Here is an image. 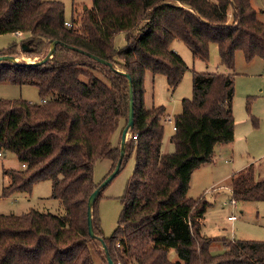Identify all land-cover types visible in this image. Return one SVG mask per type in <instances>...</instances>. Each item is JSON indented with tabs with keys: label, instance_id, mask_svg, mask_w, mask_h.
<instances>
[{
	"label": "trees",
	"instance_id": "16d2710c",
	"mask_svg": "<svg viewBox=\"0 0 264 264\" xmlns=\"http://www.w3.org/2000/svg\"><path fill=\"white\" fill-rule=\"evenodd\" d=\"M66 20L60 0H0V34L27 33L30 54L43 57L55 39L71 46L58 43L41 64L0 62V82L34 85L40 98H0V154L13 152L21 165L5 169L2 195L29 192L49 179L64 210L0 213V264H108L101 242L88 233L87 200L98 185L96 161L110 158L109 174L119 156L112 135L121 134L129 102L119 71L132 79L134 126L124 153L134 152L135 164L111 235H103L95 203L92 211L94 232L114 264H264V240L202 234L209 202L187 195L192 172L212 159L217 144L234 139L236 52L264 60V21L251 0H92L78 26L73 14L70 26ZM118 32L126 40L120 47L113 39ZM174 39L204 61L215 43L219 64L230 72H193L192 95L173 117V150L163 152L165 108L145 106L143 76L149 70L164 75L169 88L178 85L186 63L172 50ZM228 186L236 202L264 200V177L254 162L234 172ZM216 244L221 250L212 251ZM170 248L176 260L168 258Z\"/></svg>",
	"mask_w": 264,
	"mask_h": 264
},
{
	"label": "rangeland",
	"instance_id": "374dc122",
	"mask_svg": "<svg viewBox=\"0 0 264 264\" xmlns=\"http://www.w3.org/2000/svg\"><path fill=\"white\" fill-rule=\"evenodd\" d=\"M60 1L64 3L67 20L70 21L72 14L77 19L76 26L79 25V18L83 10L92 4V0ZM251 5L256 10L257 16L264 21V0H251ZM28 36L27 33L18 32L0 34V54H9L6 48L15 43L11 54L18 61L38 60L41 55H32L22 48V45L29 46ZM113 39L118 47L126 42L123 32L115 34ZM171 48L186 63V69L178 85L174 89L169 88L164 75L152 74L149 70H146L143 76L145 106L163 105L165 108L164 116L169 115L173 119L182 109V100L191 97L194 71L219 73L232 71L235 73L232 109L234 123L237 120V134L230 148L224 150L223 158L227 160H222L219 163V169H217L219 175H224V178L214 187L210 186L206 190L191 184L192 187H189L187 193L188 196L194 198L204 196L209 202L207 212L201 220L200 232L217 238L236 237L264 240V200L237 201L236 204H233L231 203L232 193L228 186L231 174L246 166L250 161H254L257 176L259 178L264 177V60L260 57L246 60L243 53L237 51L234 68L229 71L219 64L218 48L215 43L209 45L207 61L194 57L189 47L182 40L174 39L171 42ZM60 57L69 58L70 55L60 53ZM248 97L251 98V102L247 110L246 100ZM0 98H23L32 102L40 101L36 86L31 84L17 85L10 82H0ZM164 116L161 120L165 118ZM251 116L257 119V125L253 124ZM163 132L162 151L171 152L173 144L169 137L173 133L172 121L164 122ZM130 133L132 134L129 131L127 135V143L131 138ZM112 142L118 143L119 148V129L112 135ZM134 164V152L126 153L121 169L102 188L95 202L100 228L105 236L111 235L116 227L122 208L120 199L125 191L126 183L132 175ZM20 167V162L13 152L7 151L0 155V213L20 214L29 209L62 213L64 210L60 201L51 196V181L49 179L33 183L29 192L14 191L2 195L3 186L9 183L5 169ZM111 167L112 160L110 158L97 160L93 167L94 182L100 184ZM230 214L237 215V218L229 220L227 216ZM212 247L217 251L221 250H218L221 247L217 244ZM167 255L170 260L178 258L174 248H170Z\"/></svg>",
	"mask_w": 264,
	"mask_h": 264
},
{
	"label": "water",
	"instance_id": "95a60500",
	"mask_svg": "<svg viewBox=\"0 0 264 264\" xmlns=\"http://www.w3.org/2000/svg\"><path fill=\"white\" fill-rule=\"evenodd\" d=\"M60 43L58 40H51L49 48L46 52V54L39 58L38 60H34V61H30V62H25L24 63H33V64H41L44 63L46 61H48L55 53L56 51V46L57 44ZM61 45L64 46H68L65 45L63 43H60ZM71 47V46H68ZM22 48L24 50L31 51L32 48L30 46H26V45H22ZM74 48V47H72ZM76 49V48H74ZM80 52L84 53L85 55L95 59L98 62L107 64L111 67H113L112 63L109 61H106L100 57H97L89 52L83 51L81 49H77ZM11 61V62H18V60L16 59V57L13 54H1L0 55V62L2 61ZM114 68V67H113ZM117 71H119L118 69H116ZM120 73L124 74L127 77V82H128V96H129V102H128V113H127V121L126 124L124 125V127L122 128L121 131V135H120V142H119V156H118V160L114 166V168L111 170V172L105 177V179L96 186V188L89 194L88 196V200H87V229H88V233L90 235V237L92 239H97L101 242V246L102 249L105 251L106 254V258L108 261V264H114V262L112 261V259L110 258L107 248L104 244V241L101 237L97 236L94 232V227H93V220H92V211H93V206L95 203L96 198L98 197L100 191L102 190V188L118 173L119 168H120V162L124 156V152H125V148H126V144H127V135L129 133V131H131V129L134 126V98H133V89H132V79L130 77V75L126 72H122L119 71ZM131 134V133H130Z\"/></svg>",
	"mask_w": 264,
	"mask_h": 264
},
{
	"label": "crops",
	"instance_id": "0c3cea01",
	"mask_svg": "<svg viewBox=\"0 0 264 264\" xmlns=\"http://www.w3.org/2000/svg\"><path fill=\"white\" fill-rule=\"evenodd\" d=\"M14 33H16V32H14ZM236 121L237 120H235V123H234V139H233V141L235 140L236 134H237L236 133ZM119 137H120V133H119ZM233 141H231L229 143H220V144H217L215 146L212 159L209 162H206V163L200 165L198 168H196L192 172L191 178H190L189 187H192L191 184H194V185H198V187L200 189H202V190L205 189L206 190L210 186L214 187V185L216 183L220 182L224 178V175H222V174L219 175V172L217 171V169H219V165H220L219 163L222 160H227L226 158H223L224 157L223 156L224 155V150L226 148H230V146L232 145ZM250 162H254V161H250ZM194 182H196V183H194ZM190 197H192V196H190ZM205 212H207V209H206ZM219 249H221V248H218V250ZM211 250L212 251H217L213 247L211 248Z\"/></svg>",
	"mask_w": 264,
	"mask_h": 264
},
{
	"label": "built area",
	"instance_id": "2783aa9c",
	"mask_svg": "<svg viewBox=\"0 0 264 264\" xmlns=\"http://www.w3.org/2000/svg\"><path fill=\"white\" fill-rule=\"evenodd\" d=\"M65 24H66L67 26H70V25H71V22L68 21V20H66V21H65ZM18 33H19V32H18ZM167 120H168V121H172V128L175 129L176 126H175V124H174V121H173L172 118H170L169 115L165 116V118L163 119L164 122H167ZM22 165H24V164H22ZM231 203L236 204V201L232 198V199H231ZM227 218H228L229 220H234V219L237 218V215H235V214H230V215L227 216Z\"/></svg>",
	"mask_w": 264,
	"mask_h": 264
}]
</instances>
